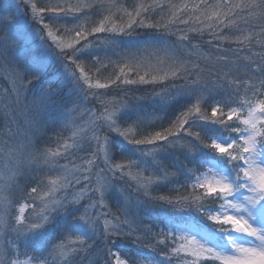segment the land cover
Returning <instances> with one entry per match:
<instances>
[{
  "label": "snow or ice",
  "instance_id": "6c2138e0",
  "mask_svg": "<svg viewBox=\"0 0 264 264\" xmlns=\"http://www.w3.org/2000/svg\"><path fill=\"white\" fill-rule=\"evenodd\" d=\"M25 7L45 43L18 63L27 32L3 17L0 264H264V0ZM141 30L165 36L117 39ZM205 33L218 55L202 66ZM54 59L67 92L44 86Z\"/></svg>",
  "mask_w": 264,
  "mask_h": 264
},
{
  "label": "rangeland",
  "instance_id": "374dc122",
  "mask_svg": "<svg viewBox=\"0 0 264 264\" xmlns=\"http://www.w3.org/2000/svg\"><path fill=\"white\" fill-rule=\"evenodd\" d=\"M25 1L28 2V0H25ZM59 1L60 0H50L51 3H57ZM170 1H172L171 2L172 4H177V2H178V0H170ZM69 2L75 4V3H77V0H69ZM80 2H84V0H80ZM135 2L149 3V2H152V0H135ZM198 2L200 3V0H198ZM180 4H181V0L178 3V5H180ZM27 10L30 12L29 9H27ZM27 10H26V12H27ZM129 10H131V9H129ZM164 15L166 18L168 17L167 12H165ZM4 16H16V17H18L20 22L25 26V29L27 32V38H20L16 41L17 47L13 52V56L16 57L17 62L21 63V64L30 61L32 56L38 50H40L41 46L45 43L41 39V33H40L39 27L37 25H35L34 23H32L31 20L30 21L27 20L25 8H23V6L20 7V0H0V23L5 22L3 20ZM11 32L12 33L15 32L14 26H11ZM190 34H193V33H190ZM193 36H195V35H193ZM118 40H121V39H118ZM168 40L171 41V39H168ZM159 42H160V40H159ZM128 44H126V45H128ZM154 44H155V42H154ZM141 47H148V45H146V44L141 45ZM213 49L215 50L214 51L215 54L218 55L216 48H213ZM99 55L103 59L105 57V52L101 50V51H99ZM157 55H160L162 57L164 54H163V52H158ZM197 56L200 58H202V57L206 58L208 55H207V52L199 50V53L197 54ZM209 56H212V55L210 54ZM211 58H209L208 60H210ZM113 59H115V57H113ZM52 65H54V60L51 62L50 66L47 69L49 72H53L55 74L54 76H51V77H55V78L59 77V79H58L59 85H60L61 81H64L65 86H71V84L67 83V81L64 80L63 69L62 68L54 69ZM51 66H52V68H51ZM88 66L89 65L85 64L86 68ZM92 75H93V80H92L93 83H95L96 78H99L101 80V83H105V82H107V77L110 74L105 73L103 76H100V77H97L95 73H92ZM4 77H5L4 83L6 84V86H11L10 77L6 73H4ZM45 87H48V86H45ZM68 89H70V87ZM64 91H66L65 88H64ZM3 102H5V97L2 94L0 97V103H3ZM116 151L119 152V149H117ZM119 197H120V193L118 191L114 192L109 203H114L116 201V199ZM112 211H115V208H113Z\"/></svg>",
  "mask_w": 264,
  "mask_h": 264
},
{
  "label": "trees",
  "instance_id": "16d2710c",
  "mask_svg": "<svg viewBox=\"0 0 264 264\" xmlns=\"http://www.w3.org/2000/svg\"><path fill=\"white\" fill-rule=\"evenodd\" d=\"M20 1H22V0H20ZM59 2H64L63 0H60ZM170 2H172V1H170ZM180 2V0H178V2H177V4H175V5H178V3ZM217 2V0H208V3L209 4H214V3H216ZM233 2L235 3V2H239V0H233ZM149 3H151V2H149ZM183 3H188L189 4V6L191 7V5L193 4V3H195V4H199V2H198V0H181V4H183ZM23 8H25V13H26V18H27V20H31V22L33 23V21H32V17H31V14H30V12L27 10V8L25 7V5H23ZM26 10H27V12H26ZM211 10L212 9H208V12H209V14H210V12H211ZM29 13V14H28ZM197 14H200L201 15V19H203V15L201 14V13H197ZM181 15H183L182 13H181ZM166 18V17H165ZM168 18V17H167ZM185 18H187V17H185ZM112 19L115 21V23L119 26V25H121L122 23H123V21H121V20H119V19H117L116 18V16L114 15L113 17H112ZM126 19V18H125ZM190 24L192 23V21H190L189 22ZM36 25V24H35ZM181 28H185V27H187V26H185V25H179ZM39 27V26H38ZM162 33V34H161ZM190 35H196L195 33H193V34H190ZM163 36H165V34L163 33V31L161 30V31H154V30H141V32H140V34L139 35H133V36H131V37H128V36H118L117 37V39H121V40H123V42H124V45H126V44H128V43H135V44H137V45H139V46H141V45H148V47H151L153 44H154V42H155V44H157L158 42H159V40H160V38L161 37H163ZM262 37L259 35V28H256L255 30H254V32H253V43H254V45L255 46H253L252 48H251V52H253V53H260L261 51H262V49H261V47L259 46V44H256L255 42L257 41V40H259V39H261ZM168 39H174V38H168ZM212 38H211V36H209L207 33H205L204 34V36H203V38H202V40H200V48H199V50H202V51H204V52H207V57L205 58V57H202V58H200V57H198L199 59H200V61L202 62V66H203V63H207L209 60V58H211L210 60H212V62L214 63L215 61H214V58L217 56V54H215V50L213 49V48H216V42L215 41H213L211 44L209 43V41L211 40ZM169 41V40H168ZM169 42H171V41H169ZM195 42V41H194ZM222 47H227V45H221ZM231 47H233V48H236V47H238L237 45H235V44H233V45H231ZM158 54V53H157ZM212 55V56H209V55ZM240 55L242 56V57H244L246 60L247 59H255V57H252V56H250L249 55V52L248 51H243V52H241L240 53ZM61 62L57 59V60H55L54 59V65H52L53 66V68L54 69H58V68H62L61 67ZM52 66H51V68H52ZM141 74H143V72H141ZM47 75H55L53 72H49L48 70L46 71V73L44 74V76H43V81H44V79H45V77L47 76ZM5 82V77H4V72H3V70L2 69H0V97H1V95L6 91V89L8 88V87H10V86H6V84L4 83ZM52 88H54V89H56L57 87H58V83H57V86H51ZM130 87H136V86H130ZM65 89H66V91H69V89H68V86H65L64 87ZM147 90V89H146ZM65 91V92H66ZM144 94V92H135V93H130V95H135V96H141V95H143ZM110 98H117V97H115L114 95H113V97H110ZM5 103H6V101L5 102H3V103H0V111H2L3 110V107H4V105H5ZM146 103H150V102H146ZM166 163L168 162V161H165ZM145 175H147L148 173H144ZM119 192V191H118ZM142 215H143V213H142ZM152 216H158L160 219H162V220H164L166 223H167V221H168V215H167V212L165 211V210H163V209H159V208H157V209H154V210H152ZM209 223H214V222H212V221H209ZM201 226H203V225H201ZM123 243L125 244V245H127V244H131V241L130 240H127V239H125L124 241H123ZM116 249H114V251H115ZM121 255H122V253H121Z\"/></svg>",
  "mask_w": 264,
  "mask_h": 264
},
{
  "label": "bare ground",
  "instance_id": "6f19581e",
  "mask_svg": "<svg viewBox=\"0 0 264 264\" xmlns=\"http://www.w3.org/2000/svg\"><path fill=\"white\" fill-rule=\"evenodd\" d=\"M26 4H27V2L25 0L20 1V7L23 6V5H26ZM51 76H53V75H47L45 77L44 86H49L48 83H47L48 81H51V85L50 86H57L58 79H56L55 77H51Z\"/></svg>",
  "mask_w": 264,
  "mask_h": 264
}]
</instances>
